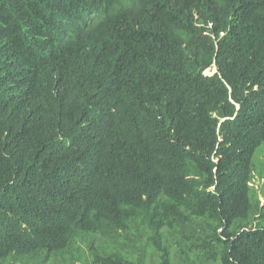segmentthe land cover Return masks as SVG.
Masks as SVG:
<instances>
[{
    "label": "trees",
    "instance_id": "trees-1",
    "mask_svg": "<svg viewBox=\"0 0 264 264\" xmlns=\"http://www.w3.org/2000/svg\"><path fill=\"white\" fill-rule=\"evenodd\" d=\"M263 141L264 0H0V264H264Z\"/></svg>",
    "mask_w": 264,
    "mask_h": 264
},
{
    "label": "rangeland",
    "instance_id": "rangeland-1",
    "mask_svg": "<svg viewBox=\"0 0 264 264\" xmlns=\"http://www.w3.org/2000/svg\"><path fill=\"white\" fill-rule=\"evenodd\" d=\"M252 162L257 170V174L260 175L261 173L264 176V141L256 148ZM254 185H257L259 190L262 188L264 192V181L263 178L261 179V176L256 177ZM261 199L264 200V197L261 196Z\"/></svg>",
    "mask_w": 264,
    "mask_h": 264
},
{
    "label": "water",
    "instance_id": "water-1",
    "mask_svg": "<svg viewBox=\"0 0 264 264\" xmlns=\"http://www.w3.org/2000/svg\"><path fill=\"white\" fill-rule=\"evenodd\" d=\"M217 71V67H214L213 71L212 72H209V73H214Z\"/></svg>",
    "mask_w": 264,
    "mask_h": 264
}]
</instances>
